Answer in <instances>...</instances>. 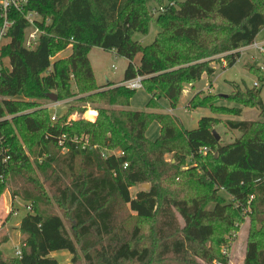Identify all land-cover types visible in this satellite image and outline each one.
<instances>
[{
	"label": "trees",
	"instance_id": "1",
	"mask_svg": "<svg viewBox=\"0 0 264 264\" xmlns=\"http://www.w3.org/2000/svg\"><path fill=\"white\" fill-rule=\"evenodd\" d=\"M147 1L29 0L43 17L33 49L24 44L25 17L11 10L15 23L1 45L0 199L8 189L31 202L35 216L21 221L20 256H6L1 246L9 239L0 241V264H60L50 255L55 248L70 250L72 264H227L222 248L245 215L252 227L243 264H264L262 89L232 83L233 108L201 91L189 100L222 114L260 109L258 119L226 121L242 133L231 143L216 139L213 116L187 129L158 111L162 98L174 109L185 83L214 74L216 56L235 65L264 27V0H166L155 19ZM151 20L160 31L143 45L133 35L146 33ZM68 47V56L56 58ZM94 47L128 60L123 81L144 77L146 110L129 109L137 90L96 82ZM250 70L263 80L260 69ZM54 92L74 98L56 122L46 106ZM89 109L95 120L84 116ZM155 121L161 129L152 140Z\"/></svg>",
	"mask_w": 264,
	"mask_h": 264
},
{
	"label": "rangeland",
	"instance_id": "2",
	"mask_svg": "<svg viewBox=\"0 0 264 264\" xmlns=\"http://www.w3.org/2000/svg\"><path fill=\"white\" fill-rule=\"evenodd\" d=\"M182 1V0H181ZM171 3V2H170ZM149 9L152 11L153 8L160 5H167L168 1L165 0V4L156 5L153 0L147 1ZM158 14L154 15V19ZM160 27L155 20H151L146 33L135 32L133 38L139 41L143 45L151 44L158 32ZM257 43L263 44L264 46V27L257 36ZM251 45V44H250ZM250 45L243 46L239 49L240 58L232 67H227V60H222L220 56L211 63L215 67V73L212 75L204 74L203 77L195 83H185L183 91L180 95L177 106L173 109L169 101L165 98L161 99L162 109L158 111L168 112L170 114L174 113L179 116V120L182 125L187 129L197 128L199 125V120L204 116H213L217 118V122L214 125V129L221 136L222 143H231L239 138L242 133L239 130L230 129L226 125L228 119L232 120H244V119H258L260 118V109L257 107H243L239 115L233 114H222L221 112L215 113L210 108L200 107L194 108L187 105L189 99L192 97L194 92H203L202 96L215 94L218 98L215 101V105L224 107H239L237 103L227 98L234 90L235 83L240 85L242 88L253 87L257 82L258 88L262 89V99L264 101V50H257L252 48ZM71 53V48L66 49L58 55V58H63ZM91 64L94 70L96 82L99 85L105 84L109 81H116L119 84L123 81H118L124 73L127 67V60L124 57L118 56L113 50H104L102 48L94 47L89 54ZM225 64V68L222 65ZM253 66L254 69H260L258 75L261 76L263 80H259L256 74L250 70ZM55 93V92H54ZM74 98H68L65 100H58L60 105L58 106V114L63 115L70 105V102ZM150 100V93L146 89H138L132 99L130 104L131 110H146L147 103ZM47 104V103H46ZM49 104V103H48ZM173 112H169L170 110ZM169 110V111H168ZM92 113L90 112V115ZM72 116H78L77 113ZM86 118L89 116L86 113ZM88 116V117H87ZM74 119V118H73ZM161 126L159 122H153L147 130L148 138L154 140L160 135ZM138 187L132 188V193L135 194ZM227 199H230L228 195L225 194ZM12 200V201H11ZM31 202H26L20 197H12L8 189H6L0 199V226L5 224L2 228L0 227V241L8 237L9 241L5 245L1 246L2 251L6 256H14L16 247L20 245L23 237L20 233V224L24 216L27 214L35 216L34 208L31 207ZM28 207H31L29 209ZM213 207V204L208 206ZM59 210V209H58ZM56 210V211H58ZM59 212V211H58ZM60 214V213H59ZM9 217V218H8ZM66 229L70 232L72 236V231L70 225L62 217ZM252 220L249 215L244 216V220L240 223L238 230H233L227 236L228 245L222 248V253L227 256V264H243L246 252V244L249 236L250 229L252 227ZM9 225V226H8ZM50 228V227H48ZM50 254L55 255L59 260L60 264H72V252L67 248H59L51 250ZM209 264V263H207ZM212 264H220L218 260H215Z\"/></svg>",
	"mask_w": 264,
	"mask_h": 264
},
{
	"label": "built area",
	"instance_id": "3",
	"mask_svg": "<svg viewBox=\"0 0 264 264\" xmlns=\"http://www.w3.org/2000/svg\"><path fill=\"white\" fill-rule=\"evenodd\" d=\"M30 2L29 0H0V11H1V18L2 23L0 24V80L2 79V71H3V64L1 61V45L3 41L8 40L10 35V29L14 25L15 21L11 18V10L14 9L21 13L27 23L28 27L25 30V47L28 49H33L38 44V41L41 37V35L44 33V30L40 27L39 23L43 21V17L40 15V13L36 10L29 8ZM167 9V5H161L158 7H155L152 9V12L154 14H159L161 12H164ZM252 48H255L257 50H264L263 44L257 43L256 41L253 42L250 45ZM143 81L144 77L141 75H137L136 77L122 81L119 83L120 85H124L129 89L132 90H138L143 89ZM258 84L257 82L255 83ZM60 105V102L51 101L46 106L50 109L51 113V120L53 122H56L59 119L58 114V106ZM73 117V116H72ZM74 118V117H73ZM207 148H204V151H206ZM108 152L104 151L103 156L106 157ZM8 158V157H7ZM7 158L4 160L6 161ZM125 167L128 166V163H125ZM31 209V207H28ZM15 255L20 256L21 255V245L16 247Z\"/></svg>",
	"mask_w": 264,
	"mask_h": 264
},
{
	"label": "crops",
	"instance_id": "4",
	"mask_svg": "<svg viewBox=\"0 0 264 264\" xmlns=\"http://www.w3.org/2000/svg\"><path fill=\"white\" fill-rule=\"evenodd\" d=\"M68 48H71V47H68ZM67 48V49H68ZM65 51V50H64ZM59 55V54H58ZM58 55H57V57L56 58H58ZM127 60V59H126ZM138 60V59H137ZM223 61H224V58L222 59ZM91 61V60H90ZM127 65H128V60H127ZM222 67L223 68H225V64H223L222 65ZM216 72V71H215ZM214 72V73H215ZM203 77V76H202ZM124 78V75L121 77V78H119V80L118 81H122V79ZM113 82H116V81H114V80H112ZM110 82V81H109ZM199 92V91H198ZM197 93V92H196ZM195 92H194V94L192 95V97L196 94ZM191 97V98H192ZM190 98V99H191ZM189 99V100H190ZM71 103V102H70ZM189 104V101H188V103H187V105ZM130 109V108H129ZM169 111V110H168ZM173 112V110L171 109L169 112ZM90 112L92 113L91 115H90ZM86 113H87V115L89 116H87L88 117V119H90V120H95V118H96V116H97V111L96 110H93V109H89L87 112H85V114H84V116L86 115ZM174 115H176L175 113H174ZM177 116V115H176ZM74 117V119H77L78 118V116H73ZM86 117V116H85ZM179 117V116H178ZM12 201V200H11ZM9 226V225H8ZM1 228H2V225L0 226ZM8 243V242H7ZM7 243H5V245L7 244ZM4 245V244H3ZM51 255V254H50ZM51 256H53V257H55V255H51ZM55 258H57V257H55Z\"/></svg>",
	"mask_w": 264,
	"mask_h": 264
},
{
	"label": "water",
	"instance_id": "5",
	"mask_svg": "<svg viewBox=\"0 0 264 264\" xmlns=\"http://www.w3.org/2000/svg\"><path fill=\"white\" fill-rule=\"evenodd\" d=\"M49 97H50V99H51L53 102L58 101V96H57L56 93H49ZM213 133H214V135L216 136V139H217V140H220V139H221V136L219 135V133H218L215 129H213ZM142 187H144V188H149L150 185H149L148 183H145V184L142 185Z\"/></svg>",
	"mask_w": 264,
	"mask_h": 264
}]
</instances>
